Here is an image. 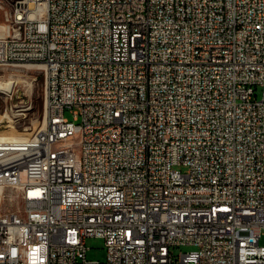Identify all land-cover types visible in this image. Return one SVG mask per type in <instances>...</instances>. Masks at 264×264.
Returning a JSON list of instances; mask_svg holds the SVG:
<instances>
[{
    "label": "built area",
    "instance_id": "1",
    "mask_svg": "<svg viewBox=\"0 0 264 264\" xmlns=\"http://www.w3.org/2000/svg\"><path fill=\"white\" fill-rule=\"evenodd\" d=\"M0 8L49 101L0 136V264H264V0Z\"/></svg>",
    "mask_w": 264,
    "mask_h": 264
},
{
    "label": "rangeland",
    "instance_id": "2",
    "mask_svg": "<svg viewBox=\"0 0 264 264\" xmlns=\"http://www.w3.org/2000/svg\"><path fill=\"white\" fill-rule=\"evenodd\" d=\"M3 16L4 11L0 8V31L4 27ZM0 79L17 80L11 92L6 94L0 92V113L7 112L11 118L0 121V132L27 135L40 128L43 124L45 107L44 78L41 68L31 63L2 64L0 61ZM65 116L72 118L68 110L65 111ZM178 168L186 170V167L181 165ZM7 204L9 201L2 198L0 207ZM85 242L88 247L87 258L105 259L107 252L103 238L89 236ZM260 244H264V233L260 238ZM191 248L188 245L180 247L181 250Z\"/></svg>",
    "mask_w": 264,
    "mask_h": 264
},
{
    "label": "bare ground",
    "instance_id": "3",
    "mask_svg": "<svg viewBox=\"0 0 264 264\" xmlns=\"http://www.w3.org/2000/svg\"><path fill=\"white\" fill-rule=\"evenodd\" d=\"M43 78H44V83H46V73H43ZM15 81L11 79H0V92L5 93V94L11 92L14 88ZM44 102H45L44 108H49V101H44ZM3 119L10 120L11 119L10 114H8L7 112L0 113V121H3ZM0 136L1 137H19L21 135L15 134V133L0 132Z\"/></svg>",
    "mask_w": 264,
    "mask_h": 264
}]
</instances>
